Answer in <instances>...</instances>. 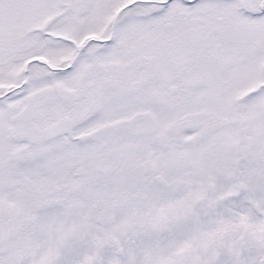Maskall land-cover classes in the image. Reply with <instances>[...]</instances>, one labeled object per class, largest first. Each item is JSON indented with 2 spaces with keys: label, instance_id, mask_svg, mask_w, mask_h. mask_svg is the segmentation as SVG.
I'll use <instances>...</instances> for the list:
<instances>
[{
  "label": "snow or ice",
  "instance_id": "1",
  "mask_svg": "<svg viewBox=\"0 0 264 264\" xmlns=\"http://www.w3.org/2000/svg\"><path fill=\"white\" fill-rule=\"evenodd\" d=\"M0 264H264V0H0Z\"/></svg>",
  "mask_w": 264,
  "mask_h": 264
}]
</instances>
